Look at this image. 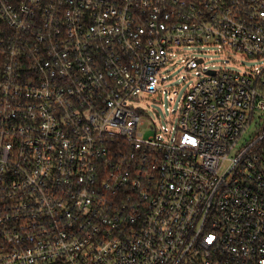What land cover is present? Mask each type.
<instances>
[{
	"label": "built area",
	"instance_id": "built-area-1",
	"mask_svg": "<svg viewBox=\"0 0 264 264\" xmlns=\"http://www.w3.org/2000/svg\"><path fill=\"white\" fill-rule=\"evenodd\" d=\"M0 264H264V0H0Z\"/></svg>",
	"mask_w": 264,
	"mask_h": 264
},
{
	"label": "rangeland",
	"instance_id": "rangeland-1",
	"mask_svg": "<svg viewBox=\"0 0 264 264\" xmlns=\"http://www.w3.org/2000/svg\"><path fill=\"white\" fill-rule=\"evenodd\" d=\"M203 58L206 60V63H214L219 67L224 66L221 63L222 58L216 55H204ZM235 60V63L227 64L224 67L231 71L243 73L245 70L253 68L255 62L243 56L236 57ZM166 71L169 80L165 82L164 85L165 94L162 95L161 98L153 95L147 96L137 104L146 114V116L142 118L146 126L157 124L159 121L161 122L163 116L168 114L167 109H175L179 105V101L183 98L187 86L192 81L188 79V74L181 65L169 67Z\"/></svg>",
	"mask_w": 264,
	"mask_h": 264
}]
</instances>
